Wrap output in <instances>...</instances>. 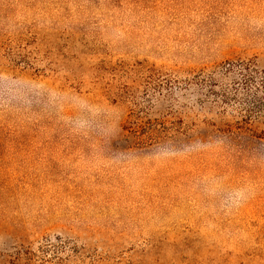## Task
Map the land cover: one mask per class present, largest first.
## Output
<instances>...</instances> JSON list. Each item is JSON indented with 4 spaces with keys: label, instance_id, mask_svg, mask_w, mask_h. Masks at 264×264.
Returning <instances> with one entry per match:
<instances>
[{
    "label": "rangeland",
    "instance_id": "rangeland-1",
    "mask_svg": "<svg viewBox=\"0 0 264 264\" xmlns=\"http://www.w3.org/2000/svg\"><path fill=\"white\" fill-rule=\"evenodd\" d=\"M0 264H264V0H0Z\"/></svg>",
    "mask_w": 264,
    "mask_h": 264
}]
</instances>
